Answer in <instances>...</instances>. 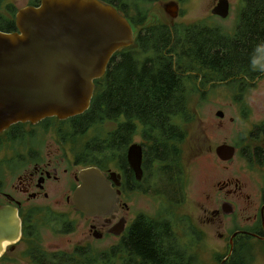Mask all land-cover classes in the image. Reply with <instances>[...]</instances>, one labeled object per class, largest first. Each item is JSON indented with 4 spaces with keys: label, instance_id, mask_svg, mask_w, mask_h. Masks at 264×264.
Returning <instances> with one entry per match:
<instances>
[{
    "label": "trees",
    "instance_id": "obj_1",
    "mask_svg": "<svg viewBox=\"0 0 264 264\" xmlns=\"http://www.w3.org/2000/svg\"><path fill=\"white\" fill-rule=\"evenodd\" d=\"M6 1L0 0V31L16 32L19 9L14 4L3 7ZM28 1L32 6L41 2ZM101 1L115 6L140 29L135 44L118 51L105 75L95 81L90 108L70 119L76 129L74 135H83L104 121L117 124L105 138L93 139L89 144L86 164L100 165L109 155L115 157L126 151L138 126H142L148 143L143 155L145 182L156 189V194L166 192L171 201H182L183 169L177 143L185 138V129L178 120L183 116V122L189 121L185 115L189 111L188 80L204 73L223 82H250L260 76L264 71V0H241L232 32L202 22L174 27L150 25L149 6L161 0ZM51 119L58 120H47ZM134 182L139 184L135 178ZM174 241L168 227L140 217L130 228L127 264H137L139 257L150 264H189L185 254L176 249L181 245ZM43 253L31 256L40 264H108L114 258H122L123 251L120 241L109 251L94 256L77 255L79 261L61 253ZM190 263L198 264L193 256Z\"/></svg>",
    "mask_w": 264,
    "mask_h": 264
},
{
    "label": "rangeland",
    "instance_id": "obj_2",
    "mask_svg": "<svg viewBox=\"0 0 264 264\" xmlns=\"http://www.w3.org/2000/svg\"><path fill=\"white\" fill-rule=\"evenodd\" d=\"M218 1L187 0L179 3L174 0H161L149 6L152 10L150 25L162 23L174 27L175 24L176 26L193 25L202 22L210 26H219L226 30L225 32H232L237 24L241 0H229L230 14L225 19L212 14ZM28 2V0H8L3 7L14 4L17 9H21L28 6ZM174 3H177L180 9L178 16L172 19L166 7ZM133 27L138 35L140 28L134 25ZM262 67L264 69V64ZM260 76L261 78L253 85L245 79H238L235 82L219 81L214 75L206 73L188 80L187 109L189 111H186L185 115L189 117V121L183 122V116L179 118L178 122L185 129V138L177 143V147H180L179 151L181 149L185 198L167 207L165 216L173 223L178 243L192 253L198 264H264V242L251 237H239L233 249L229 242L233 226L250 224L247 218L253 216L259 206L260 188L264 186V170H260L262 166L252 161L248 147L254 126L264 123V74L260 73ZM219 111L224 112L223 118L217 115ZM61 125L57 121L54 122L53 135L64 139L75 137L68 127H60ZM116 125L113 121H104L92 127L85 134L76 136L75 146L83 151L87 141L105 138ZM142 129L139 125L131 145L134 143L148 145L143 138ZM224 143L236 147V154L231 161H222L216 154V148ZM245 148L246 152L243 150ZM3 156L1 151L0 157ZM115 165L117 164L114 160L108 168L114 172ZM229 181H232L230 183L232 189H236L238 184L243 186V191L232 197L221 191L222 185ZM149 189L156 190L151 186ZM158 199L148 195H132L131 215L138 211L154 215L159 207ZM226 200L235 205V214L224 219L223 217L215 219L211 224H203L208 220L205 219L204 210H208V216L211 218L213 210L221 209ZM250 206L254 213L248 209ZM124 214L123 212L118 214L116 225L121 223L120 217ZM185 218L189 225H192V230L185 228ZM79 222L78 239L82 240L85 236L84 229L92 221H88L87 224L83 221ZM49 230L46 228V231L42 232V244L45 248L50 246L48 243L57 242ZM117 240L106 238L96 241L92 253L97 255L109 251L117 245ZM23 248L24 245H21L15 251L7 250L3 258H0V264H31L30 259L24 256ZM108 264H126V261L119 256Z\"/></svg>",
    "mask_w": 264,
    "mask_h": 264
},
{
    "label": "water",
    "instance_id": "obj_3",
    "mask_svg": "<svg viewBox=\"0 0 264 264\" xmlns=\"http://www.w3.org/2000/svg\"><path fill=\"white\" fill-rule=\"evenodd\" d=\"M179 9L177 3L166 7L172 19ZM212 14L227 18L229 0L216 2ZM16 24V32L0 31V134L17 123L65 121L84 114L91 106L95 81L105 75L113 56L133 46L137 38L128 18L101 0H41L37 6L19 9ZM217 115L223 118L224 112ZM216 154L231 161L236 147L224 143ZM143 155L141 144L130 145L128 161L138 181L144 174ZM79 174L81 184L73 197L79 211L91 217L118 211L115 172L110 180L99 167ZM117 227L113 232L121 234L123 224ZM21 237L18 209L0 206V257Z\"/></svg>",
    "mask_w": 264,
    "mask_h": 264
},
{
    "label": "flooded vegetation",
    "instance_id": "obj_4",
    "mask_svg": "<svg viewBox=\"0 0 264 264\" xmlns=\"http://www.w3.org/2000/svg\"><path fill=\"white\" fill-rule=\"evenodd\" d=\"M263 74L264 71L261 75ZM260 78L261 76L251 80L250 83L253 85ZM55 121L62 124L60 127H68L71 134L75 136L76 129L70 119L66 121L44 120L37 124L17 123L0 134V152L2 151L4 154L3 157H0V206L16 207L22 222V237L20 241L13 246H9L6 251H15L21 245H24V255L30 259L31 264H40L32 258V253L44 254V251L49 254L61 253L67 259L71 258V260L79 261L80 258H77V255L87 253L94 256L92 252L96 241L113 238L118 239V242L121 241L122 258L127 264L129 260L127 247L130 228L140 217H148L158 223H162L165 228L168 227L175 240L174 244H180L175 237L171 219L165 216L166 208L172 206V203L177 204V201H171L170 195L166 192L156 194L149 189L150 186H147L145 182L147 172L144 168V160V174L141 181L137 180L135 172L130 167L128 161L129 148L126 151L117 153L115 157L109 155L103 164H86L89 144L94 141H87L84 144V150H78L75 146L76 136L64 139L61 136L52 134V128H55L52 125H54ZM248 147L250 151L248 153L252 161L262 166L259 168L260 170H264V123L254 126V130L250 134ZM243 150L246 152V148ZM114 160L117 164L114 172L118 176H115L116 181H113L112 185L116 192L120 193L118 195L120 198L118 211L111 216L91 217L83 214L77 209L73 200L74 191L81 184L80 171L89 167H99L107 179L110 180L113 171L108 168V165ZM134 178L139 184L134 182ZM231 182L224 183L221 191H224L230 197L237 196L243 191V186L237 184L236 189H232L230 186ZM117 183L120 184L118 185ZM132 195H148L162 200L158 199L159 207L154 215L146 214L144 211L134 212L131 215L132 204L130 198ZM65 209L69 210L65 211ZM248 209L254 213L251 206ZM262 210L264 213L263 185L260 188L259 206L256 208L254 215L247 218L250 224L243 226L236 224L231 229L232 233L229 242L233 244L234 248L239 237H251L264 242V216L262 215ZM122 212L125 213L120 217L124 231L121 234H116L113 230H117L118 225L115 223L119 218L118 214ZM204 212L206 213L205 219L208 220L203 224H211L215 219H220L221 217L224 219L227 216L234 215L235 205L228 200L224 201L221 209L215 208L213 210L211 218L208 216L207 209ZM186 219H184L185 228L192 230V225H189ZM209 219H211L210 222ZM79 221H83L85 224L88 221H92L84 229L85 236L82 240L78 239ZM46 228L50 229L49 232L57 240V242L48 243L50 246H54L53 248L50 246L45 248L42 244V232L46 231ZM180 245L181 247L176 249L183 252L189 260V264H192L190 263L192 253L182 244ZM137 264L150 263H145L139 257Z\"/></svg>",
    "mask_w": 264,
    "mask_h": 264
}]
</instances>
